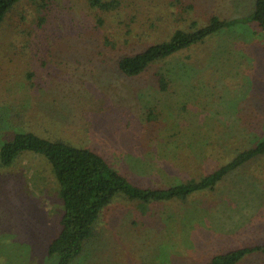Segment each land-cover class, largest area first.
<instances>
[{
	"label": "rangeland",
	"instance_id": "1",
	"mask_svg": "<svg viewBox=\"0 0 264 264\" xmlns=\"http://www.w3.org/2000/svg\"><path fill=\"white\" fill-rule=\"evenodd\" d=\"M117 1L113 11L90 0H21L10 10L0 26V143L33 132L92 150L134 186L167 188L264 140L256 0ZM212 17L230 25L136 77L118 69L121 57ZM62 210L45 157L0 166V264H57L48 246ZM93 229L69 264H207L247 248L236 264H264V154L183 200L119 193Z\"/></svg>",
	"mask_w": 264,
	"mask_h": 264
},
{
	"label": "trees",
	"instance_id": "2",
	"mask_svg": "<svg viewBox=\"0 0 264 264\" xmlns=\"http://www.w3.org/2000/svg\"><path fill=\"white\" fill-rule=\"evenodd\" d=\"M20 1L0 0V26L10 10ZM90 2L91 6L106 11H113L118 7L117 0ZM251 19L259 25L264 35V0H256ZM228 25L229 21L212 17L204 27L193 29V25L190 29H177L167 40L121 57L117 63L118 69L125 76L136 77L150 66L175 56ZM158 80L161 89H166L168 82L165 78L159 76ZM0 144L1 167H9L25 153L41 155L50 164L63 206L61 230L48 246V253L57 257V264H69L80 255L85 241L93 235V225L99 213L117 194L123 193L131 199L144 202L173 198L183 200L196 192L213 190L215 184L227 173L255 155L264 154L263 140L253 149L241 152L230 162L198 181L186 180L167 188H143L132 185L101 156L87 148L42 138L33 132L16 133L13 138ZM253 250L247 248L220 254L207 264H236L246 253Z\"/></svg>",
	"mask_w": 264,
	"mask_h": 264
}]
</instances>
